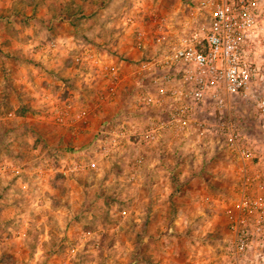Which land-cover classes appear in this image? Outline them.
<instances>
[{
    "label": "rangeland",
    "instance_id": "1",
    "mask_svg": "<svg viewBox=\"0 0 264 264\" xmlns=\"http://www.w3.org/2000/svg\"><path fill=\"white\" fill-rule=\"evenodd\" d=\"M201 2L0 0V264L195 257L225 264L233 244L229 214L225 207L214 211L217 192L186 182L225 175L235 205L244 161L226 126L232 122L254 148L249 173L263 176L264 114L236 96L228 109L207 104L193 112L202 123L194 121L185 137L167 130L145 142L140 133L167 120L173 101L153 108L142 103L150 75L135 70L157 48L135 50V27L127 22L134 18L149 29L151 16L160 14L178 33L208 17L198 9ZM86 50L93 58L77 62ZM101 62L125 76L112 97ZM112 129L125 132L116 145ZM75 165L79 170L71 171ZM246 256L242 264H264V242L251 244Z\"/></svg>",
    "mask_w": 264,
    "mask_h": 264
},
{
    "label": "built area",
    "instance_id": "2",
    "mask_svg": "<svg viewBox=\"0 0 264 264\" xmlns=\"http://www.w3.org/2000/svg\"><path fill=\"white\" fill-rule=\"evenodd\" d=\"M198 9L206 10L208 17L197 20V24L185 23L178 33L170 31L169 20L160 14L153 16L149 29L138 27L134 18L127 20L135 27L138 49L143 51L150 44L157 48L153 57L142 60L135 70L150 75L142 103L153 108L173 101L167 120H157L140 133L147 143L160 139L167 130L175 136L186 135L192 123L199 122L192 118L193 112L207 104L228 109L236 96L254 102L264 114V0H202ZM84 55H77L75 60L93 58L90 51ZM99 66L109 81L108 97H112L125 76L107 62ZM178 79L182 84L176 83ZM85 114L80 112L77 116L84 121ZM58 119L64 120V115ZM226 127L231 147L244 165L240 198L227 212L233 244L225 264H242L247 261L250 245L264 242V183L262 174L253 175L247 168L246 161L255 157L254 148L235 131L232 122ZM124 134L112 129L113 144H118V137ZM70 170L79 167L75 165Z\"/></svg>",
    "mask_w": 264,
    "mask_h": 264
},
{
    "label": "crops",
    "instance_id": "3",
    "mask_svg": "<svg viewBox=\"0 0 264 264\" xmlns=\"http://www.w3.org/2000/svg\"><path fill=\"white\" fill-rule=\"evenodd\" d=\"M167 14H170L169 13V11L167 12ZM153 16H151V19H150V28L152 27V25H153ZM170 22V21H169ZM171 30H172V28H171ZM133 47H134V49L135 50H139V51H141L140 49H138L137 47H136V44H135V39H134V43H133ZM89 51H91V50H86L85 51V53H88ZM92 52V51H91ZM97 57V56H96ZM124 82V81H123ZM75 130V129H74ZM168 133H170L171 135H172V132L171 131H168ZM189 133V132H188ZM187 133V134H188ZM186 134V135H187ZM185 134H181V135H179V137H185L186 136ZM262 174V173H261ZM225 176V175H224ZM223 175H218L217 177H215L214 176V178H213V180H211V182H209V181H206L204 178L203 179H201L200 181H199V179L198 180H195L194 181V183L192 184L190 181H185L186 182V186L188 185V186H190V187H192V186H194V185H196V187L198 188V189H202V191H205V190H207V191H209L210 189L212 190V191H215V192H217V194H216V196H212V203H213V205H215V207H214V211H216V209L218 208V207H221L222 208V210L221 211H224V209H223V207H225V211H227L228 212V210L229 209H232L235 205H233V206H231L232 204H233V202L230 200L231 198V192H229L230 190V188L231 187H229L228 186V183H229V177L228 178H225ZM227 179H228V183H226L227 182ZM262 181H263V183H264V172H263V176H262V179H261ZM235 186H236V184H234ZM242 185H243V183H242ZM242 187V186H241ZM241 187H239V190H240V188ZM223 188V189H222ZM238 190V189H237ZM239 190L235 193V195H236V197H235V199L236 200H238L239 198H240V195H241V192L239 193ZM186 197V196H185ZM186 198H189V197H186ZM196 198V197H195ZM190 199H193V197H191ZM201 200H202V202H204V200H205V198H203V197H201L200 198ZM207 199H211L209 196H207ZM236 203V202H235ZM203 204V203H202ZM205 212V215H206V211H204V209H203V213ZM166 213V211H163L162 212V214H163V217L166 215L165 214ZM218 214H219V212H218ZM208 215V214H207ZM199 217V216H198ZM215 217V219L217 220V216H214ZM205 218H206V216H202V218H201V220H205ZM205 222H207V221H205ZM213 225H215V226H218L217 225V223H216V221L215 222H211ZM201 226H203V225H201ZM213 229V228H212ZM215 229H216V227H215ZM214 230V229H213ZM212 230V231H213ZM216 251V250H215ZM201 252V251H200ZM201 253H203V252H201ZM206 253V252H205ZM216 253V252H215ZM213 254H214V252H213ZM204 256V255H203ZM214 258H216V257H214ZM153 264H216V263H214L213 262V258L212 257H209V258H205V257H202V258H200L199 259V257L197 258V257H195V258H190L189 260H187V261H180L179 263H177L176 261H174V260H172V259H168V258H164L163 260H161L160 261V263L159 262H154Z\"/></svg>",
    "mask_w": 264,
    "mask_h": 264
},
{
    "label": "trees",
    "instance_id": "4",
    "mask_svg": "<svg viewBox=\"0 0 264 264\" xmlns=\"http://www.w3.org/2000/svg\"><path fill=\"white\" fill-rule=\"evenodd\" d=\"M69 8H70V7H68V9H69ZM65 9H66V8H65ZM78 10H80V7H79V6H77V7L75 8V10L72 11V13H73V12H78ZM66 11H68V10L66 9Z\"/></svg>",
    "mask_w": 264,
    "mask_h": 264
}]
</instances>
